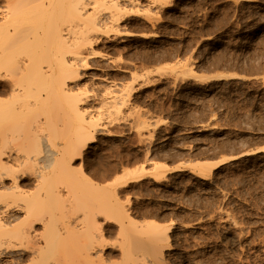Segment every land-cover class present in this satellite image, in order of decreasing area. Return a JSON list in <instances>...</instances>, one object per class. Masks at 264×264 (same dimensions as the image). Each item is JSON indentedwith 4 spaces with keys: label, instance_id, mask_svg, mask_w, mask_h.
<instances>
[{
    "label": "rangeland",
    "instance_id": "1",
    "mask_svg": "<svg viewBox=\"0 0 264 264\" xmlns=\"http://www.w3.org/2000/svg\"><path fill=\"white\" fill-rule=\"evenodd\" d=\"M250 1L264 2L91 0L87 5L85 12L103 23L102 34L78 89L90 108L89 122L102 131L72 168L74 174L79 169L78 177L82 168L97 188L77 191L70 176H63V226L74 218L78 227L74 230L73 222L65 226L68 231L63 227L60 262L264 264V150H259L264 147V34L257 30L264 19L242 31L261 9L245 4ZM214 61L219 68L211 67ZM247 63L248 75L234 70L235 65L245 70ZM231 73L238 77L199 79ZM115 93L118 102L108 104ZM229 155L237 157L207 177L190 168L154 167L156 161L175 166ZM130 169L136 174L143 169V175L121 185ZM87 192L94 196L92 205L100 209L114 202L110 206L117 205L125 217L106 221L107 210L96 207L93 224L84 216ZM87 224L95 227L87 231Z\"/></svg>",
    "mask_w": 264,
    "mask_h": 264
},
{
    "label": "bare ground",
    "instance_id": "2",
    "mask_svg": "<svg viewBox=\"0 0 264 264\" xmlns=\"http://www.w3.org/2000/svg\"><path fill=\"white\" fill-rule=\"evenodd\" d=\"M90 2L0 0V264H26L28 260L32 264H58L57 261L63 264L58 256V253L62 256L63 251L58 252V248H63V245L58 243L63 241V227L68 231L69 227L65 226H71L69 223L74 219L67 216L72 221L67 220L68 224L65 221L63 226V176H70L73 189L77 191L79 188H87V191L97 188L82 168L80 178L77 176L79 169L76 170L78 174H74L72 168V162L81 158L82 149L102 131L97 123L89 122L90 108L84 107L85 98L83 92L80 98L81 89H78L80 79L88 75L84 72L88 66L87 59L91 54L96 55L91 51L92 45L102 29L99 27L101 20L85 12ZM109 2L117 5L118 0ZM115 19L119 18L115 16ZM233 77L238 75L231 73L199 79ZM115 94L109 97L108 104L118 102L119 96ZM102 100L105 103L104 98ZM260 149L264 150V147ZM235 157L229 155L213 161L178 162L175 166L156 161L154 167L170 170L190 168L207 177L213 169ZM133 171L126 172L121 185L143 175V169L139 174ZM31 185L35 187L33 192ZM77 196L74 198L76 201L80 199ZM93 197L86 198L85 195L89 202L86 201L88 205L84 202V216L88 214L91 222L97 224L94 219L98 215L95 212L97 205H92L93 201L90 203ZM102 201L98 202L102 204ZM104 204L100 209L107 210L103 212L106 221H117L119 214L118 220L123 215L125 217L122 209L119 211L117 205L118 208L114 207V202L112 206ZM77 221L82 222V219ZM73 226L74 230L78 227L77 224ZM89 229L87 224L85 230ZM49 239L56 242H48ZM22 241H27L24 246ZM48 243L51 248L45 247L48 250L45 253L42 247ZM85 255L89 257L90 254Z\"/></svg>",
    "mask_w": 264,
    "mask_h": 264
},
{
    "label": "trees",
    "instance_id": "3",
    "mask_svg": "<svg viewBox=\"0 0 264 264\" xmlns=\"http://www.w3.org/2000/svg\"><path fill=\"white\" fill-rule=\"evenodd\" d=\"M245 4H255V5H259L260 7H261V9H259V14H258V16H256L255 18H253L252 20H250L248 23H246V24H244V26H243V28H242V31L244 30V29H246L248 26H250V25H253V24H255L258 20H262V19H264V2L262 3V2H252V1H250V2H248V3H245ZM208 26L209 25H207V27L206 28H208ZM207 30V29H206ZM258 34L259 35H262V34H264V21H262V22H260L259 24H258ZM208 33H210V32H208V31H205V33L204 34H208ZM243 33H245V32H243ZM216 36H218V34L216 35ZM214 40V38L213 39H211V40H209L210 42L211 41H213ZM206 42V41H205ZM205 42H203V43H205ZM215 57H219V55H216ZM237 66V67H236ZM211 67H217V68H219V63H217L216 61H214L213 63H211ZM235 69L234 70H236L237 72H239V73H245V74H249V71L248 70H250L251 69V65H249V63H247V66L246 67H243L245 70H243V69H240L241 67H239L238 65H235V67H234ZM232 80H234V79H232ZM236 80V79H235ZM214 83H219V81H213L212 83H210V84H214Z\"/></svg>",
    "mask_w": 264,
    "mask_h": 264
}]
</instances>
